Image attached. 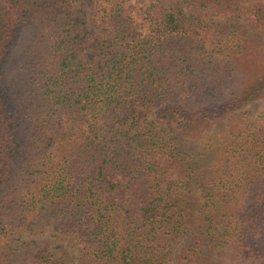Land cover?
<instances>
[{
	"label": "trees",
	"instance_id": "1",
	"mask_svg": "<svg viewBox=\"0 0 264 264\" xmlns=\"http://www.w3.org/2000/svg\"><path fill=\"white\" fill-rule=\"evenodd\" d=\"M262 53L264 0H0V264H264Z\"/></svg>",
	"mask_w": 264,
	"mask_h": 264
},
{
	"label": "rangeland",
	"instance_id": "2",
	"mask_svg": "<svg viewBox=\"0 0 264 264\" xmlns=\"http://www.w3.org/2000/svg\"><path fill=\"white\" fill-rule=\"evenodd\" d=\"M87 29L89 31H92L91 15H89V18H88ZM245 66H247L246 70H248V74L246 75V78L248 80L255 79L257 77V75L264 70V53L259 55V58H257V60H255V63H253V62L252 63H245ZM245 111L249 114L250 117H257L259 114H261L264 111V101H257V102L250 104L245 109Z\"/></svg>",
	"mask_w": 264,
	"mask_h": 264
}]
</instances>
